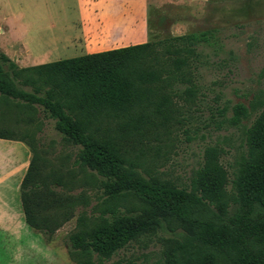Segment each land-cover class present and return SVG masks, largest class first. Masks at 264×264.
Masks as SVG:
<instances>
[{
    "label": "trees",
    "instance_id": "16d2710c",
    "mask_svg": "<svg viewBox=\"0 0 264 264\" xmlns=\"http://www.w3.org/2000/svg\"><path fill=\"white\" fill-rule=\"evenodd\" d=\"M210 40V31H201L28 68L0 52V96L39 107L60 140L77 148L73 163L88 170L100 191L99 204L88 215L78 213L67 236L73 264H103L162 221L183 232L168 245L165 264H264V100L243 132L244 152L229 190L224 151L216 144L202 149L187 191L145 180L136 171L139 158L129 151L130 142L181 124L202 104L197 48ZM230 109V127L249 116L240 103ZM216 110L221 115L224 108ZM12 138L0 131V139ZM18 140L30 153L18 188L24 222L48 243L84 197L63 190L55 172L41 175L37 149ZM128 197L142 203L137 214L119 211Z\"/></svg>",
    "mask_w": 264,
    "mask_h": 264
},
{
    "label": "rangeland",
    "instance_id": "374dc122",
    "mask_svg": "<svg viewBox=\"0 0 264 264\" xmlns=\"http://www.w3.org/2000/svg\"><path fill=\"white\" fill-rule=\"evenodd\" d=\"M7 1L0 0V26L11 22L8 18L17 1L33 0ZM117 8L122 11L123 20H131L136 39L145 42L201 31H210L211 35L209 44L197 48L202 54L196 74L202 104L184 114L188 117L181 124L156 129L139 141L130 142L132 158L137 156L141 163L136 171L145 180H157L176 191H187L188 179L201 162L202 149L216 144L224 151L221 162L229 176V190L236 164L244 152L243 132L264 100V0H136L132 6ZM66 10L73 18V6ZM46 26L47 23H37L39 37L46 32ZM117 28L123 33L128 26ZM66 31L71 33L69 28ZM17 39L12 34L0 35V42L6 41L19 52ZM0 52L3 53L1 47ZM65 56L64 59L76 58ZM236 103L245 106L249 116L240 125L230 127L226 119ZM23 106L18 100L0 96V131L24 138L37 149L41 175L55 172L66 184L63 190L74 197H84L83 202L74 205V216L52 236L58 253L73 264L74 257L67 253V236L75 229L77 214L88 215L91 207L99 204L100 191L88 170L73 163L77 148L60 140L53 121L43 117L39 107L31 110ZM216 108H224L223 113L218 114ZM45 183L52 184L49 180ZM62 189L54 187L56 192ZM142 206L138 199L128 197L119 211L133 215ZM182 234L177 223L162 221L159 228L128 243L103 264H165L168 245L179 241Z\"/></svg>",
    "mask_w": 264,
    "mask_h": 264
},
{
    "label": "crops",
    "instance_id": "0c3cea01",
    "mask_svg": "<svg viewBox=\"0 0 264 264\" xmlns=\"http://www.w3.org/2000/svg\"><path fill=\"white\" fill-rule=\"evenodd\" d=\"M135 2L17 1L14 12L8 18L11 22L0 26V35L17 36L20 51H15L14 46L9 47L6 41H1L0 47L18 68H28L66 60L63 58L67 57L65 55L79 57L143 43L145 41L136 39L131 30V20H123L120 17L122 11L117 8L132 6ZM68 4L73 6V18L68 16ZM37 23H47L46 32L41 37L36 33ZM123 24L128 28L122 33L117 25ZM68 28L71 33L66 31ZM12 139H0V264H70L58 253L52 240L45 242L24 222L18 188L30 153L19 138Z\"/></svg>",
    "mask_w": 264,
    "mask_h": 264
}]
</instances>
